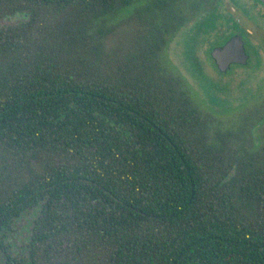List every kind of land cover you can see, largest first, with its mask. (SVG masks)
Masks as SVG:
<instances>
[{
    "label": "trees",
    "instance_id": "obj_1",
    "mask_svg": "<svg viewBox=\"0 0 264 264\" xmlns=\"http://www.w3.org/2000/svg\"><path fill=\"white\" fill-rule=\"evenodd\" d=\"M137 1L0 0V264H264V114L212 130L162 56L219 0L134 5L107 49Z\"/></svg>",
    "mask_w": 264,
    "mask_h": 264
},
{
    "label": "rangeland",
    "instance_id": "obj_2",
    "mask_svg": "<svg viewBox=\"0 0 264 264\" xmlns=\"http://www.w3.org/2000/svg\"><path fill=\"white\" fill-rule=\"evenodd\" d=\"M147 1L138 0L128 7V12L123 10L124 13L117 14L114 28L107 37V49L121 46L128 36L132 41L138 21L136 17L121 20L122 15L133 13L134 5ZM218 2L216 11L242 27L240 36L249 50L245 64L231 65L226 72L217 69L210 56L215 37L198 31L200 16L196 15L189 17L168 41L162 56L165 66L180 76L196 105L211 116V129L227 131L240 128L243 120L255 117V113L264 114V3L256 0ZM19 19V16L8 17L0 20V24L15 23ZM249 130L253 147L264 146V116L254 121ZM27 219L18 222L11 232V239L18 247L27 236Z\"/></svg>",
    "mask_w": 264,
    "mask_h": 264
},
{
    "label": "water",
    "instance_id": "obj_3",
    "mask_svg": "<svg viewBox=\"0 0 264 264\" xmlns=\"http://www.w3.org/2000/svg\"><path fill=\"white\" fill-rule=\"evenodd\" d=\"M260 1L264 2V0ZM210 55L216 67L222 72L226 71L232 63L245 64L248 60L244 42L236 34L230 36L223 44L213 47Z\"/></svg>",
    "mask_w": 264,
    "mask_h": 264
},
{
    "label": "flooded vegetation",
    "instance_id": "obj_4",
    "mask_svg": "<svg viewBox=\"0 0 264 264\" xmlns=\"http://www.w3.org/2000/svg\"><path fill=\"white\" fill-rule=\"evenodd\" d=\"M259 2H261L260 0H258ZM261 3H264V2H261ZM264 5V4H263ZM200 17H205V18H207V17H209V18H211V20H213V21H211L212 22V25H213V27H211L212 29H211V32L213 33V32H221V31H226V28L228 27V26H230V28H231V30H232V33H230V35L229 36H232V35H234V34H236V35H239L240 36V30H242V27L237 23V22H235V23H232V22H230L229 21V19H228V16H223L221 13H219L218 11H216V12H201V14H200ZM200 20H201V18H200ZM200 20L198 21V23H201V26H204L203 24H202V22H200ZM197 23V24H198ZM222 28H224L223 30H221ZM201 29H203V27H201ZM198 31H200V30H198ZM241 37V36H240ZM241 39L243 40V38L241 37ZM227 40V39H226ZM225 40V41H226ZM224 41V42H225ZM243 42H244V47H245V51H246V53L248 54V58H249V50H248V47L246 46V44H245V41L243 40ZM221 44H223V43H221ZM220 44V45H221ZM214 61V60H213ZM234 64H236V65H241V64H237V63H232V64H230V66L228 67V69L231 67V65H234ZM216 66V65H215ZM217 68V67H216ZM218 69V68H217ZM227 69V70H228ZM226 70V71H227ZM226 71H224V72H226Z\"/></svg>",
    "mask_w": 264,
    "mask_h": 264
}]
</instances>
